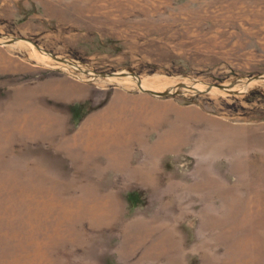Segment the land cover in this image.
Segmentation results:
<instances>
[{
    "label": "rangeland",
    "instance_id": "obj_1",
    "mask_svg": "<svg viewBox=\"0 0 264 264\" xmlns=\"http://www.w3.org/2000/svg\"><path fill=\"white\" fill-rule=\"evenodd\" d=\"M0 264H264V0H0Z\"/></svg>",
    "mask_w": 264,
    "mask_h": 264
},
{
    "label": "water",
    "instance_id": "obj_2",
    "mask_svg": "<svg viewBox=\"0 0 264 264\" xmlns=\"http://www.w3.org/2000/svg\"><path fill=\"white\" fill-rule=\"evenodd\" d=\"M213 88H214V87L211 86V85H208V86L204 87V89L207 90V91H208V90H212ZM195 90H196V91H199V89L196 88V87H195ZM161 94H165V95H166V94H169V92H164V93H161Z\"/></svg>",
    "mask_w": 264,
    "mask_h": 264
},
{
    "label": "trees",
    "instance_id": "obj_3",
    "mask_svg": "<svg viewBox=\"0 0 264 264\" xmlns=\"http://www.w3.org/2000/svg\"><path fill=\"white\" fill-rule=\"evenodd\" d=\"M255 94H256L255 92H254V93H251V96H252V95H255ZM250 98H251V97H250ZM250 98H248V99H250Z\"/></svg>",
    "mask_w": 264,
    "mask_h": 264
},
{
    "label": "bare ground",
    "instance_id": "obj_4",
    "mask_svg": "<svg viewBox=\"0 0 264 264\" xmlns=\"http://www.w3.org/2000/svg\"><path fill=\"white\" fill-rule=\"evenodd\" d=\"M199 88H202V87H199ZM216 90H217V88H216ZM216 90H215V91H216ZM211 91H212V90H211ZM213 92H214V91H213ZM57 120H58V119H57ZM158 146H159V145H158ZM158 148H159V147H158ZM159 149H160V148H159Z\"/></svg>",
    "mask_w": 264,
    "mask_h": 264
}]
</instances>
